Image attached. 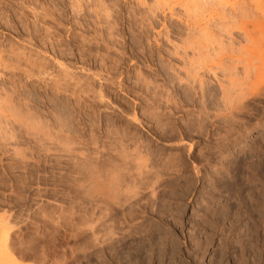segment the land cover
<instances>
[{
    "label": "rangeland",
    "instance_id": "1",
    "mask_svg": "<svg viewBox=\"0 0 264 264\" xmlns=\"http://www.w3.org/2000/svg\"><path fill=\"white\" fill-rule=\"evenodd\" d=\"M73 1L75 0H0L1 112L7 115L6 106L2 103L9 98L16 105L18 104L17 108L22 107L20 109L22 114L29 111L32 117L35 115V117L43 120L44 118L50 119V121L56 118L63 120L65 117L64 122H59L62 125L66 122L64 125L67 126H64V130L71 132L70 137L84 141L83 145L74 146L75 154H84L86 150L91 154L95 152L99 155L106 154L108 145L121 140L128 143L125 145L128 149L131 148L130 151L128 150L131 154L139 148L137 153L141 159L133 162L137 170L132 168L136 174L134 170L131 171L134 173L133 176L138 174L136 181L142 174H145V171H150V168L153 172L157 171L159 166L160 177L164 174L167 180L165 181L163 176L160 178L166 183L160 188L158 184L154 187L156 190L154 191L158 192L154 195V199L160 191L165 189L162 194L160 192L159 196L162 197L165 194L162 198V206L164 205L163 209L167 213L162 209L164 212L161 219L167 224L158 226L156 218V220L153 219L155 223L153 221L150 223L155 226L153 228L155 245L153 244L152 249L154 253L149 254V252L144 257L143 264H231V252L227 251L222 261L219 257L221 253L218 247L220 236L218 231V236L214 235L212 244L206 248L207 252L205 251L204 255L200 256L202 263L198 260L191 262L188 259V255H191L190 251L194 249L193 243L189 240H204V228L208 226L207 232L210 233V223L216 224V222L223 228L225 227L224 229L232 230V236L228 234V239L231 238L229 241L241 236L240 240L244 239V243L252 246V249L248 247L245 252L247 261L250 262L254 258L252 255L259 253L261 260L263 259L261 264H264V10H262L264 0H262L261 9L255 6L256 0H222L221 4L217 0H192L188 6L184 5L185 3L182 2L184 0L163 2L164 4L161 1L159 3L158 0L75 1L78 3H73ZM233 3L237 5L239 3V7ZM243 3L247 9L242 7ZM75 4L80 6L82 11L78 10V12L73 9V7L76 8ZM232 6L235 10L241 8V12H236ZM244 33L248 34L246 37L248 39L245 38ZM247 65L251 68L250 70L245 69ZM221 86L225 88L226 93ZM255 87L257 90L260 89V92L257 91L258 94ZM248 89L251 91L253 89L257 97L255 94H253L254 98L249 97L245 102L247 106L245 105L239 117L234 115L233 120L227 107L224 108L222 95L229 93L231 97H227L231 99L236 97L234 93L237 91L239 95L247 92ZM31 110L35 112H33L34 115ZM150 114L154 115V119L149 116ZM50 116L53 117L50 118ZM227 116L229 120L232 118L230 122ZM156 118L158 120L155 121ZM198 118L200 121H197ZM149 119L152 120L151 123ZM222 119L225 122L228 121L230 126L224 124ZM157 121L161 123H157L158 128L156 127ZM197 122L199 125L201 123V127ZM51 123L50 132L58 130L55 125L53 126L54 120ZM203 124L205 127L202 126ZM14 129L16 140L22 141L19 145L15 144V138L11 139L14 143L10 139L7 142L8 135L6 139L4 136L1 137L2 140L0 139V217H10L11 233L8 243L17 263L87 264L85 260H82L80 251L91 242L92 231L89 230V224L84 223L86 220L82 210L86 209L87 205L90 207V198H87V195L85 197L84 194L92 188L91 185L88 182L86 184L84 177L78 182L82 176L78 178L72 175V177L62 179L57 173L51 175V168H45L44 171L48 174L45 175L46 178L48 177L47 191L37 193L44 185L39 181L37 184L36 176L33 175L32 186L34 188L22 193L24 202L21 197L17 199L14 193V190H19L20 187V184L16 182L17 178L20 177L18 179L23 180L22 178L26 177L27 173L25 172L24 175L21 170H16L14 167L12 150L13 148L25 150L26 146L23 139H20L22 134H19L15 127ZM223 136L228 141L222 140L225 139ZM85 143L87 148L84 146ZM190 144L193 145V150L188 153ZM82 146L86 150L84 147L82 149ZM79 150L81 152L84 150V152L81 153ZM219 150L223 153H219ZM151 152L154 153L151 154ZM133 154L136 157V154ZM149 164H152L151 166L155 169H152ZM8 166L13 167L12 171ZM160 166H163L162 169ZM29 168V171L35 170L31 164ZM11 172L14 174L11 183L13 189L10 188L8 180L13 176ZM53 176H55L54 180ZM72 178L76 179L75 182L71 180ZM182 179L185 181L182 182ZM56 180L64 186L71 184L72 187L69 191L64 192L60 189L59 193H55L56 191L52 190V184ZM81 182L90 187L87 186L89 188L85 189V185ZM75 183L79 185L75 186ZM80 185L84 187L82 190ZM136 186L138 189L136 187L135 189L138 191L133 187L131 191L139 194L141 201L143 200L140 203L149 200L144 196L149 197L153 190L150 188L151 191L149 189L146 191L141 187L140 189L144 192H148L143 195V191L139 189L140 185ZM122 187L119 193L130 190V187H126L127 189ZM110 189L113 191L112 188ZM121 189L126 191H121ZM96 191L98 193L103 190ZM14 194L16 196H13ZM88 195L90 197L93 194L90 191ZM31 199H33L32 202H30ZM17 201L18 204H16ZM206 201L208 203L212 201L209 206L213 208L207 207ZM8 204L9 206H6ZM155 205L160 206L159 203ZM225 206L232 207V214L228 215L226 209L224 210ZM79 208L83 209L79 210ZM67 210L70 215L77 216L68 215ZM206 210L209 211L208 214ZM169 212L173 215H169ZM210 213H217V216H212ZM202 214L206 216L205 218H209L208 220L204 218L208 224H205L206 226L198 218ZM112 215L117 216L120 222L119 213L115 212ZM174 220L178 224H174ZM168 224L170 225L167 226ZM173 225H176L175 228ZM194 225L198 226L196 230ZM167 232L169 236L166 235ZM160 239L162 243L164 242L166 255L158 258L155 254L161 242ZM174 250L178 255L173 252ZM125 252L122 251L123 257L119 260L120 264H138L133 257L125 256ZM75 253H79L78 260L75 259L77 261L73 258ZM171 256H174L173 259ZM97 261L96 258H92L88 264L90 262L91 264H107L104 259L99 260L98 263ZM114 261L116 262L114 264H118V260Z\"/></svg>",
    "mask_w": 264,
    "mask_h": 264
},
{
    "label": "bare ground",
    "instance_id": "2",
    "mask_svg": "<svg viewBox=\"0 0 264 264\" xmlns=\"http://www.w3.org/2000/svg\"><path fill=\"white\" fill-rule=\"evenodd\" d=\"M75 1H78V0H75ZM75 1H73V3L75 2ZM159 1H161V3H163V2H165V3H167V2H172L173 0H158V2ZM178 0H176V2H177ZM190 1H192V0H184V1H182V2H184L185 4V6H188V4H189V2ZM219 1V4H221L220 3V1L222 2V0H217V2ZM242 1V0H241ZM244 1V0H243ZM258 1V2H257ZM82 2V1H81ZM94 2V1H93ZM174 2V1H173ZM194 2V1H193ZM236 2V1H235ZM238 2V1H237ZM253 2V1H252ZM264 2V1H263ZM75 3H78V2H75ZM103 3V2H102ZM101 3V4H102ZM160 3V2H159ZM192 3V2H191ZM231 3V2H230ZM242 3V2H241ZM245 3V2H244ZM244 3L242 4V7L244 6ZM255 6L257 7V9H261V6H262V0H256L255 1ZM164 4V3H163ZM176 4V3H175ZM178 4V3H177ZM234 4V3H233ZM236 4V3H235ZM234 4V5H235ZM247 4V3H246ZM74 5V4H73ZM72 5V6H73ZM76 5V8H74L73 7V9H76L77 11L78 10H80V11H82L78 6H77V4H75ZM81 5V4H80ZM179 5H181V4H179ZM237 5V4H236ZM241 5V4H240ZM82 6V5H81ZM102 7H103V4L101 5ZM172 6V5H171ZM78 7V8H77ZM173 7V6H172ZM182 7V6H181ZM233 7V6H232ZM231 7V8H232ZM237 7H239V3H238V5H237ZM263 7H264V5H263ZM82 8V7H81ZM98 8V7H97ZM190 8V7H189ZM194 8H196L195 7V5H194ZM244 8L245 9H247V7H245L244 6ZM104 9V8H103ZM193 9V8H192ZM233 9H234V7H233ZM238 10H235L236 12L238 11V13L239 12H241V8H237ZM108 10V9H107ZM106 10V11H107ZM194 10H196V9H194ZM262 10H264V9H262ZM105 11V10H104ZM234 11V12H235ZM243 11H244V9H243ZM242 11V12H243ZM246 11V10H245ZM79 12V11H78ZM103 12V11H102ZM233 12V13H234ZM235 12V13H236ZM75 13V12H74ZM105 13V12H104ZM246 13V12H245ZM245 13H243V14H245ZM240 14H242V13H240ZM242 14V15H243ZM248 14H249V12H248ZM238 15V14H237ZM243 17V16H242ZM206 26V25H205ZM209 29V28H208ZM246 32V31H245ZM204 33V32H203ZM205 35H206V33H204ZM245 34V33H244ZM204 35V36H205ZM246 36H245V38L246 37H248V34H245ZM246 39H248V38H246ZM84 52V51H83ZM249 56V55H248ZM250 57H252V56H250ZM253 59V58H252ZM264 59V58H263ZM255 61H256V59H255ZM258 61V60H257ZM198 62V61H197ZM259 62V61H258ZM190 63V62H189ZM193 63V62H192ZM192 63H191V65H192ZM195 63V62H194ZM244 63V62H243ZM247 63H250V62H248L247 61ZM252 63V62H251ZM200 64V63H199ZM191 65H189V66H191ZM193 66H195V65H193ZM245 66V65H244ZM192 67V66H191ZM190 67V68H191ZM217 67H219V66H217ZM253 67V66H252ZM246 68H249V66L247 65L246 67H245V69ZM193 69H195V68H193ZM198 69V68H197ZM218 70H220V68H217ZM251 68H249V70H250ZM228 70V69H227ZM247 70V69H246ZM220 71H223V70H220ZM247 72V71H246ZM249 73V72H248ZM228 74V73H227ZM229 76V75H228ZM216 77V76H215ZM223 77V76H222ZM245 78V77H244ZM224 81V80H223ZM218 82V81H217ZM225 85V84H224ZM233 85V84H232ZM200 86V85H199ZM229 86H230V84H229ZM222 87V86H221ZM237 87V86H236ZM254 87V86H253ZM252 87V88H253ZM227 88V87H226ZM232 88V87H231ZM231 88H229V89H231ZM223 91H224V93H226V91H225V88H221ZM236 89V88H235ZM239 88H237L236 90H238ZM243 89V88H242ZM251 89V88H250ZM250 89H248V90H250ZM254 89H256V87L254 88ZM235 90V91H236ZM247 90V92H242V90L240 91V92H242V93H238L239 95H237V92L236 93H234L235 95L234 96H236V97H234V98H229V97H231V95L229 96V93H227V94H224L223 93V95H222V98H223V100H224V104H225V107L224 108H226V109H228L229 110V112L228 113H230V115H231V117L233 118V116L234 115H239V114H241V112H242V110L244 109V107H245V105H246V103L245 102H247V99L249 98V97H253L254 95L253 94H255V91L257 92L258 90H259V92H260V89H256L255 91H253V89H252V91L250 90V92ZM222 91V92H223ZM244 91V90H243ZM230 92V91H229ZM9 94V93H8ZM230 94H232V93H230ZM257 94H258V92H257ZM257 94H255V96L257 97ZM7 95V94H6ZM202 95V94H201ZM206 95V94H205ZM260 95V94H259ZM264 95V94H263ZM20 96V95H19ZM227 96H229V97H227ZM9 97V96H8ZM18 97V96H17ZM204 97V96H203ZM208 97V96H207ZM252 97L250 98V99H252ZM6 98H7V96H6ZM5 98V99H6ZM221 98V99H222ZM254 98V97H253ZM23 99V98H22ZM214 99V98H213ZM7 100H10L9 98H7ZM6 100V101H7ZM17 100H20V99H17ZM27 100V99H26ZM6 101H4V102H6ZM21 101V100H20ZM24 101V100H23ZM3 102V103H4ZM19 102V101H18ZM223 102V101H222ZM249 102H250V100H249ZM2 103V105H5L6 107H5V111H6V114L7 115H5V113L4 112H1V110H0V112L1 113H3L2 115H1V113H0V139H1V137L2 136H4V138L8 135L9 136V138H8V140H7V142H9L11 139H13L14 140V138H15V144L16 145H19L21 142H19L18 140H16V137H15V135H14V133L16 132H14V127L16 128V130L19 132V134H22V135H20L22 138H20V139H23V142L25 143V146H26V149L25 150H19V149H17V148H13L14 150H12L13 151V161H14V167L16 168V170L17 169H19V170H21L23 173H24V175H25V172L27 173L26 174V177H24V178H22L23 180H21V179H18V178H20V177H18L17 178V181H16V178H14V180L18 183V184H20V187H19V190H14V193L17 195V199L19 198L20 199V197L22 198V201H23V198L24 197H22L23 195H22V193H25V192H29V191H25V190H29V189H31L33 186H32V183H33V181H32V176L33 175H35L36 177V182H37V184H38V181L39 182H42L41 184L42 185H44L43 187H41L42 189L40 190V191H37V193L38 192H41V191H44L43 193H45V191H47L46 190V186H47V184L46 183H48L47 182V179H48V177L46 178L45 177V175L47 174V172H45L44 170H45V168H51V175L53 174V173H57L58 174V176H59V178H67L68 176H71L72 177V175H75V176H82L81 178H77L78 179V182H79V180L80 179H82L83 177V179H84V181L86 182V184H87V182L89 183V185H91V189H88L87 191H86V194H84V196L85 195H87V196H85V197H87V198H90V202L88 201V200H85V201H88L89 202V205H90V207L89 208H87V206H86V209H84V210H82L83 208H79V210H82L83 211V213H84V217H85V220H86V222H84L85 224H89V226L88 227H90L89 228V230H91L92 231V238H91V236H90V239H92L91 240V242L90 243H88L89 245L88 246H84L83 247V249L80 251V254L82 255V260L84 261H86V263L88 264V262L89 261H91L92 260V258H96L98 261H97V263L98 262H100L99 260H105L106 262H107V264H114V260H118V264H120V262H119V260H120V258L121 257H123V253H122V251H126L125 253V256L127 255V257L128 258H134L135 259V261L137 260V263L138 264H143V262H144V257L149 253V254H153L154 252V250H152L153 249V242H154V239H153V236H154V231H153V228L155 227V226H153V224L151 225L150 223L153 221L154 222V220H156L157 219V225L158 226H166V224H167V222H166V224L164 223L165 221H162V219L161 218H163L162 217V215H163V212L165 211L164 209H163V206H162V201H163V197L165 196V194H164V196H159V194H160V192H159V194L155 197V199H154V195L155 194H157L155 191V186L157 185L158 186V188H160L162 185H165V181L167 180V179H165L164 178V174L161 176L162 178H164L165 179V181H164V179H163V181L160 179L161 177H160V175H159V166H158V169H157V171L156 170H154V172L151 170V168L149 169V168H147V169H149L150 171H145V174L143 175L142 174V176L136 181V178H138L137 176H138V174H137V176L136 175H134L133 176V174L135 173V170L134 169H136L137 170V166H133V162L135 163L136 161H138V159H141V157H139V155H138V153H137V149H139V148H135L136 150H135V152L133 151H131L132 152V154L131 153H129L128 152V150L130 149L131 150V148L129 147V149L126 147V145L125 144H128L127 142H123L122 140L121 141H114L115 143H113L112 145H108V150H107V153L105 154V156H104V154H100L99 155V153L97 154L96 152L94 153V154H91V153H89L87 150H86V148H87V142L85 143V145L84 146H86V148L84 147V146H82V149H83V147H84V150H86L89 154H87V152L85 151V153L87 154V155H84V154H75L76 153V149L74 148V146H80V145H83V143H84V141L83 140H78V139H76L75 137H73L72 138V136L70 137V135H69V133H71V132H67V131H65L64 130V126H67V125H64V124H66V122L62 125V124H60L61 122L60 121H62V122H64L65 120V117L63 118V120H58L59 118H56V117H54V118H56V119H53L54 120V124H53V126L55 125V127H57L58 128V130H56V131H52V132H50L51 130L50 129H52V121H50V119H46V118H44L45 120H43V119H40L39 117H35V115L33 114V112L34 111H32L31 110V112H32V114L34 115V117H32V115H31V113H28L29 111H26L25 112V114L23 113L22 114V112H21V110L20 109H22V107L19 109V108H17L16 106L18 105H16L13 101H7L5 104H3ZM23 103V102H22ZM215 103V102H214ZM251 103V102H250ZM49 104V103H48ZM53 104V103H52ZM204 104V103H203ZM248 104V103H247ZM19 105H20V103H19ZM24 105V104H23ZM218 105V104H217ZM216 105V106H217ZM26 106V105H25ZM206 106H208V104L206 105ZM247 106V105H246ZM24 107V106H23ZM46 107V106H45ZM221 107V106H220ZM25 108V107H24ZM27 108V107H26ZM248 108H249V106H248ZM248 108H247V110H248ZM29 109V108H28ZM51 109V108H50ZM54 110H55V108H54ZM227 110V111H228ZM25 111V110H24ZM23 111V112H24ZM204 111V110H203ZM226 111V110H225ZM46 112V111H45ZM244 112V111H243ZM27 113V114H26ZM35 113V112H34ZM39 113V112H38ZM50 113V112H49ZM222 113V112H221ZM42 114H43V111H42ZM41 114V115H42ZM51 114V113H50ZM187 114V113H186ZM217 114V113H216ZM243 115L245 114V113H242ZM40 115V116H41ZM53 115V114H52ZM59 115V114H58ZM148 115V114H147ZM156 115V114H155ZM228 116H230L229 114H227ZM242 115V116H243ZM45 116V115H44ZM53 116H55V114L53 115ZM52 116V117H53ZM149 116H152L151 114L149 115ZM148 116V117H149ZM160 116V115H159ZM158 116V117H159ZM197 116V115H196ZM226 117V118H228V121L230 122V120L232 119H230L229 120V117ZM51 116H50V118H52ZM154 117V115L151 117L152 119H154L153 118ZM199 117V116H198ZM239 117V116H238ZM47 118H49V116L47 117ZM133 118H135L134 116H133ZM195 118H197V117H195ZM204 118V117H203ZM221 118H223V117H221ZM225 118V117H224ZM223 118V119H224ZM225 118V119H226ZM160 119V118H159ZM188 119H189V117H188ZM206 119V118H205ZM222 119V120H223ZM224 119V120H225ZM235 119V117L233 118V120ZM156 120H158L157 118L155 119V121ZM168 120V119H167ZM223 120V121H224ZM227 120V119H226ZM149 121H150V119H149ZM152 121V120H151ZM151 121H150V123H151ZM161 121V120H160ZM171 121V120H170ZM197 121H200L199 120V118H198V120ZM213 121V120H212ZM228 121H224L225 123L224 124H228L229 125V123H227ZM241 121V120H240ZM55 122H56V124H55ZM60 122V123H59ZM208 122V121H207ZM210 122V121H209ZM233 122V121H232ZM239 122V121H238ZM157 123L158 124H161V123H159V121H157L156 122V125H157ZM169 123H171V122H169ZM234 123V122H233ZM51 124V125H50ZM173 124V123H172ZM197 124H198V122H197ZM220 124V123H219ZM231 124V123H230ZM69 125V124H68ZM199 125V124H198ZM217 125V124H216ZM231 125H233V124H231ZM234 125H235V123H234ZM234 125H233V127H234ZM237 125V124H236ZM240 125V124H239ZM155 126V125H154ZM200 127H201V123H200V125H199ZM198 126V127H199ZM202 126H204V124L202 125ZM224 126V125H223ZM227 128H228V126L227 125H225ZM230 126V125H229ZM238 126V125H237ZM55 127H53V128H55ZM157 128H158V125L156 126ZM164 127H166V125L164 124ZM205 127V126H204ZM160 128V127H159ZM203 128V127H202ZM217 128V127H216ZM226 128V129H227ZM231 128V127H230ZM229 128V129H230ZM238 128V127H237ZM65 129H67V128H65ZM76 129V128H75ZM78 129V128H77ZM200 129V128H199ZM225 129V131L226 132H228L227 130ZM232 129V128H231ZM54 130V129H53ZM69 130V129H68ZM121 130V129H120ZM162 130H163V128H162ZM166 130V129H165ZM217 130H219V129H217ZM223 130V129H222ZM70 131H73V130H70ZM135 131V130H134ZM158 131V130H157ZM169 131V130H168ZM225 131H223V132H225ZM233 131V130H232ZM231 131V132H232ZM235 131V130H234ZM77 132V131H76ZM90 132V131H89ZM122 132H123V130H122ZM166 132V131H165ZM200 132V131H199ZM207 132V131H206ZM222 132V131H221ZM231 132H229L230 134H232ZM244 132H245V130H244ZM75 133V132H74ZM95 133V132H94ZM98 133V132H97ZM110 133V132H109ZM114 133V132H113ZM126 133V132H125ZM130 133V132H129ZM154 133H155V131H154ZM167 133V132H166ZM170 133V132H169ZM204 133V132H203ZM216 133V132H215ZM220 133V132H219ZM228 133V134H229ZM236 133V132H235ZM91 134V133H90ZM111 134V133H110ZM116 134V133H115ZM115 134H113V135H115ZM127 134V133H126ZM227 134V135H228ZM76 135V134H75ZM92 135V134H91ZM94 135V134H93ZM112 135V136H113ZM161 135V134H160ZM198 135V134H197ZM235 135V134H234ZM241 135V134H240ZM244 135V134H243ZM74 136V135H73ZM78 136V135H77ZM119 136H120V133H119ZM125 135H123V137H124ZM127 136V135H126ZM162 136V135H161ZM167 136H168V134H167ZM210 136H211V134H210ZM230 137H231V135H229ZM236 136V135H235ZM129 137V136H128ZM224 137V136H223ZM239 137V136H238ZM3 138V137H2ZM75 138V139H74ZM87 138V137H86ZM105 138V137H104ZM119 138V137H118ZM126 138V137H125ZM132 138V137H131ZM166 138H168V137H166ZM202 138H204V137H202ZM222 138V137H221ZM225 139H222V140H226V137H224ZM6 139V138H5ZM10 139V140H9ZM79 139H80V137H79ZM88 139V138H87ZM95 139V138H94ZM122 139H124V138H122ZM128 139V138H127ZM133 139V138H132ZM139 139V138H138ZM188 139V138H187ZM191 139V138H190ZM231 139V138H230ZM233 139H235V137L233 138ZM2 140V139H1ZM4 140V139H3ZM13 140H11L12 141V143H14L13 142ZM91 140H92V138H91ZM114 140V139H113ZM129 140V139H128ZM137 140V139H136ZM142 140V139H141ZM210 140V139H209ZM6 141V140H5ZM93 141V140H92ZM95 141V140H94ZM96 141H97V139H96ZM95 141V142H96ZM103 141V140H102ZM139 141V140H138ZM226 141H228V139L226 140ZM226 141H225V143H226ZM231 141H232V139H231ZM236 141V140H235ZM88 142H89V140H88ZM111 142H112V140H111ZM190 142V141H189ZM239 142V141H238ZM11 143V142H10ZM23 143V144H24ZM94 143V142H93ZM100 142H98V144H99ZM107 143V142H106ZM105 143V144H106ZM143 143V142H142ZM22 144V145H23ZM92 144V143H91ZM95 144V143H94ZM101 144H103V143H101ZM145 144H147V143H145ZM227 144V146H228V143H226ZM241 144H242V142H241ZM15 145V146H16ZM96 145V144H95ZM95 145H94V147H95ZM133 145V144H132ZM143 145V144H142ZM179 145H181V144H179ZM220 145V144H219ZM233 145V144H232ZM91 146V145H90ZM146 146H148V145H146ZM224 146V145H223ZM226 146V145H225ZM235 146V145H234ZM237 146V145H236ZM18 148H20L19 146H17ZM240 147V146H239ZM24 148V147H23ZM104 148H105V150H106V147L104 146ZM148 148V147H147ZM225 148H227V147H225ZM235 148V147H234ZM233 148V149H234ZM241 148V147H240ZM16 149V150H15ZM81 149V148H80ZM142 149H143V147H142ZM150 149V148H149ZM213 149V148H212ZM215 149V148H214ZM219 149H220V147H219ZM230 149H232V148H230ZM84 150L82 151V152H84ZM89 150V149H88ZM129 150V151H130ZM146 150H148V149H146ZM192 150H193V145L192 144H190V146L188 147V153H191L192 152ZM215 150H217V148L215 149ZM222 150H223V148H222ZM80 152H81V150H79ZM204 151V150H203ZM218 151V150H217ZM220 152L219 153H223L221 150H219ZM81 152V153H82ZM98 152V151H97ZM100 152V151H99ZM145 152H147V151H145ZM210 152V151H209ZM133 153H135L136 154V157H134V154ZM154 153V152H153ZM152 152H151V154H153ZM204 153V152H203ZM226 153V152H225ZM161 155V154H160ZM208 155V154H207ZM11 156V155H10ZM151 156V155H150ZM211 156V155H210ZM148 157V156H147ZM181 157H182V155H181ZM207 157V156H206ZM150 158V157H149ZM148 158V159H149ZM152 159V158H151ZM154 159V158H153ZM11 160V159H10ZM178 160H180V159H178ZM10 162V161H9ZM149 162V161H148ZM177 162V161H176ZM179 162V161H178ZM138 163H140V162H138ZM150 163V162H149ZM156 163V162H155ZM155 163H153V165L155 164ZM166 163V162H165ZM164 163V164H165ZM168 163H170V162H168ZM175 163V162H174ZM181 163V162H180ZM179 163V164H180ZM13 164V163H12ZM33 165L34 167H35V170L34 171H29V165ZM148 164V163H147ZM62 165H64V166H62ZM140 165V164H139ZM146 165V164H145ZM150 165V164H149ZM148 165V166H149ZM152 165V164H151ZM150 165V167H152V169H155V167H157L156 166V164L154 165L155 167L153 168V166H151ZM170 165V164H169ZM176 165H177V163H176ZM131 166H133V167H131ZM148 166H146V167H148ZM174 166V165H173ZM180 166V165H179ZM9 167V166H8ZM70 167V168H69ZM139 167V166H138ZM161 167H163V166H160V168ZM166 167V166H165ZM177 167V166H176ZM9 168H11V171H12V168L13 167H9ZM9 168H7V169H9ZM132 168H134V169H132ZM32 170H33V168H31ZM70 169V170H69ZM162 169V168H161ZM172 169V168H171ZM178 169V168H177ZM180 169V168H179ZM183 169V168H182ZM5 170V169H4ZM132 170H134V173L133 172H131ZM144 170H146V168H144ZM7 171V170H6ZM163 171V170H162ZM161 171V172H162ZM9 172H10V170H9ZM15 172V171H14ZM30 172H31V175H29L30 174ZM137 172V171H136ZM168 172V171H167ZM166 172V173H167ZM12 173V177H10L9 179L6 177V179H8L9 180V184H10V188H12V186H11V183H12V178L14 177V174H13V172H11ZM19 173V172H18ZM165 173V174H166ZM176 173V172H175ZM6 174V173H5ZM10 174V173H9ZM136 174V173H135ZM171 174V173H170ZM29 175V176H28ZM41 175V176H40ZM43 175V176H42ZM48 175V174H47ZM20 176V175H19ZM75 176H73L74 178H75ZM169 176V175H168ZM180 176H182V175H180ZM22 177V176H21ZM54 177L55 176H53V180H54ZM179 177V176H178ZM178 177H176V178H178ZM183 177V176H182ZM182 177H180V179L182 178ZM185 177V176H184ZM51 178V177H50ZM58 178V179H59ZM74 178H72L71 180H74ZM82 179V180H83ZM101 179H103V180H101ZM172 179V178H171ZM65 180V179H64ZM76 180V179H75ZM75 180H74V182H75ZM183 180V179H182ZM4 181V180H3ZM6 181V180H5ZM58 180H56V182H57ZM60 181V180H59ZM101 181V182H100ZM174 181V180H173ZM180 181V180H179ZM185 180H183L182 182H184ZM54 182L53 181V184H52V190L53 191H56L55 193H59L58 191H60V189H62V190H64V192H65V190H67V191H69V188L70 187H72V185L70 184V185H62L61 183H59V182ZM162 182V183H161ZM50 183V182H49ZM81 183H83V182H81ZM161 183V184H160ZM170 183H171V180H170ZM7 184V183H6ZM40 184V183H39ZM84 185H85V183H83ZM159 184H160V186H159ZM168 184H169V182H168ZM185 184H187L186 182H185ZM2 185V184H1ZM41 185V186H42ZM79 184H77V183H75V186H78ZM89 185H87V186H89ZM132 185H134L136 188H137V186L136 185H140V187H139V189L142 187V189L143 190H150L151 191V189L153 190V191H149L150 192V194L151 195H149V197H147V196H144V197H146V198H149V200H146L145 201V199H144V201L145 202H143L142 204L140 203V202H142L141 201V198L139 197V194L136 192H133V191H131V190H137V189H135V187H133ZM169 185H171V184H169ZM168 185V186H169ZM181 185V184H180ZM179 185V187H180V189H182V187L181 186H185V185H181L180 186ZM6 186V185H5ZM4 186V187H5ZM15 186V185H14ZM34 186H36V184L34 185ZM39 185H37V187H38ZM50 186V185H49ZM82 188H81V190L85 187V189H87V188H89V187H87L86 185L83 187V185H80ZM122 186H124V189H127L126 187H130V190H128V192H121V191H126V190H122L123 189V187ZM177 186H178V184H177ZM176 186V188H178ZM187 186V185H186ZM185 186V187H186ZM112 188L113 189V191H111V189L109 190V188ZM122 187V189H121V193H119V190H120V188ZM131 187H133V189L131 188ZM166 187H167V184H166ZM6 188V187H5ZM34 188V187H33ZM76 188V187H75ZM79 189H80V187H78ZM151 188V189H150ZM164 188H165V186H164ZM170 188V187H169ZM169 188H166V189H168L169 190ZM172 188H173V185H172ZM171 188V189H172ZM13 189V188H12ZM39 189V188H38ZM57 189V190H56ZM84 189V190H85ZM99 189V191H101V190H103V191H101V192H98L97 193V191L96 190H98ZM105 189V190H104ZM106 189H108V190H106ZM129 189V188H128ZM142 189H140V190H142ZM156 189H157V187H156ZM162 189H163V187H162ZM37 190V189H36ZM76 190V189H75ZM80 190V191H81ZM84 190H83V192H84ZM142 190V191H143ZM155 190V191H154ZM161 190V189H160ZM168 190H167V192H168ZM178 190H179V188H178ZM177 190V191H178ZM11 191H13V190H11ZM19 191V192H18ZM90 191L92 192V194L93 195H91L90 197H89V193H90ZM138 191V190H137ZM141 191V192H142ZM145 191V192H146ZM164 191H165V189H164ZM164 191H162L161 192V194L164 192ZM34 192V191H33ZM145 192L143 191V195L145 194ZM155 192V193H154ZM179 192V191H178ZM13 193V192H12ZM35 193V192H34ZM47 193V192H46ZM75 193H77V192H75ZM74 193V194H75ZM81 193V192H80ZM166 193V192H165ZM182 193V192H181ZM10 194H11V192H10ZM13 195V196H16V195ZM39 194V193H38ZM95 194V195H94ZM146 194H148V192H146ZM145 194V195H146ZM12 195V194H11ZM31 195V194H30ZM37 195V194H36ZM61 195V194H60ZM80 196L82 195V193L81 194H79ZM141 195H142V193H141ZM25 196V195H24ZM39 196V195H38ZM56 196H58V195H56ZM55 196V197H56ZM151 196V197H150ZM159 196V197H158ZM211 196V195H210ZM213 196V195H212ZM35 197V196H34ZM37 197V196H36ZM54 197V198H55ZM76 197H77V195H76ZM158 197V198H157ZM214 197V196H213ZM33 198V197H32ZM57 198V197H56ZM73 198V197H72ZM79 198V197H78ZM82 198H83V196H82ZM87 198H85V199H87ZM143 198V197H142ZM166 198V197H165ZM207 198H209V197H207ZM223 198V197H222ZM16 199V200H17ZM30 199V198H29ZM37 199H38V197H37ZM40 199V198H39ZM70 199V198H69ZM77 199V198H76ZM75 199V200H76ZM154 199V200H153ZM42 200V199H41ZM44 200V199H43ZM52 200V199H51ZM54 200V199H53ZM72 200V199H71ZM83 200V199H82ZM209 200H210V198H209ZM208 200V201H209ZM211 200H213V198L211 199ZM19 201H21V200H19ZM25 201H26V198H25ZM33 201V199H31V201L30 202H32ZM55 201V200H54ZM67 201V200H66ZM76 201H79V200H76ZM75 201V202H76ZM157 201V202H156ZM165 201H167V200H165ZM205 201V200H204ZM208 201H206V205H207V207H211V208H213L212 206H209V204L212 202V201H210V203H208ZM215 201V200H214ZM24 202V201H23ZM35 202V201H34ZM33 202V203H34ZM74 202V201H73ZM80 202V201H79ZM83 202H84V200H83ZM14 203V202H13ZM33 203H31V204H33ZM37 203V202H36ZM69 203V202H68ZM85 203V202H84ZM157 203H159L160 204V206L158 207L157 205H155V204H157ZM167 203V202H166ZM216 203V202H215ZM16 204H18V201H17V203ZM20 204V203H19ZM23 204V203H22ZM78 204V203H77ZM81 204V203H80ZM24 205H26L25 203H24ZM28 205V204H27ZM37 205V204H36ZM47 205H49V204H47ZM62 205H64V204H62ZM71 205V204H70ZM79 205V204H78ZM77 205V206H78ZM206 205H205V207H206ZM213 205V204H212ZM225 204H223V206H224ZM228 205V204H227ZM6 206H9V204L8 205H6ZM72 206V205H71ZM82 206H83V204H82ZM85 206V205H84ZM155 206H157V208L155 207ZM28 207H30V205L28 206ZM79 207V206H78ZM80 207H81V205H80ZM150 207H152V208H150ZM11 208V207H10ZM69 208H70V206H69ZM85 208V207H84ZM164 208H166V207H164ZM228 208V209H227ZM232 208V207H231ZM231 208H230V206L229 207H227V206H225V208H224V210L228 213V215H230V214H232V210H231ZM38 209V208H37ZM62 209V208H61ZM67 208H65V210H66ZM73 209V208H72ZM77 209V208H76ZM75 209V210H76ZM162 209L164 210V211H162ZM9 210V209H8ZM11 210V209H10ZM38 210H40V209H38ZM42 210V209H41ZM64 210V209H63ZM166 210H168V209H166ZM212 210V209H211ZM210 210V211H211ZM45 211V210H44ZM62 211V210H61ZM69 211H70V209H69ZM116 212V214L117 213H119L120 215L119 216H121V218H120V222H118V220L119 219H117L116 217H114L113 215H112V213H115ZM171 211V210H170ZM215 211V210H214ZM224 211V212H225ZM67 212H68V210H67ZM73 212V211H72ZM75 212V211H74ZM77 212H78V210H77ZM112 212V213H111ZM166 212V211H165ZM206 212H207V210H206ZM209 212V211H208ZM208 212H207V214H208ZM7 213V212H6ZM38 213V212H37ZM167 213V212H166ZM200 213V212H199ZM42 214H43V212H42ZM63 214H64V212H63ZM65 214H66V212H65ZM81 214V213H80ZM171 214V216L173 215V213L171 212H169V215ZM204 214V213H203ZM199 215V217L198 218H200L199 220H201L200 222H202V224L204 223V226H206V225H208V224H206L207 223V221L205 220V219H207V218H205L206 216L205 215ZM206 214V215H207ZM210 214H212V213H210ZM222 214V213H221ZM238 214V213H237ZM6 215V214H5ZM10 215V214H9ZM68 215H70V213L68 212ZM73 215V214H72ZM72 215H70V216H72ZM196 215H197V213H196ZM224 215V214H223ZM222 215V216H223ZM31 216V215H30ZM64 216V215H63ZM62 216V217H63ZM74 216H77V215H74ZM74 216H72V217H74ZM83 216V215H82ZM170 216V217H171ZM194 216H195V214H194ZM208 216V215H207ZM212 216H217V213H214V214H212ZM14 217V216H13ZM32 217H33V215H32ZM49 217V216H48ZM48 217H47V220H48ZM80 217V216H79ZM174 217H175V215H174ZM174 217H172V218H174ZM235 217H236V215H235ZM240 217V216H239ZM239 217H237V218H239ZM9 216H1L0 217V264H18L17 263V261H16V258L14 257V255H13V253H12V251H11V246H9V237H10V233H11V227H10V222H9ZM45 218V217H44ZM55 218V217H54ZM65 218H66V216H65ZM65 218H64V220H65ZM78 218V217H77ZM156 218V219H155ZM196 218H197V216H196ZM197 218V219H198ZM205 218V219H204ZM51 219V218H50ZM59 219V218H58ZM68 219V218H67ZM70 219V218H69ZM75 219H76V217H75ZM154 219V220H153ZM176 219V218H175ZM209 219V218H208ZM207 219V220H208ZM211 219V218H210ZM216 219H217V217H216ZM220 219V218H219ZM14 220V219H13ZM35 220V219H34ZM61 220V219H60ZM81 220H83V218L81 219ZM178 220V219H177ZM70 221V220H69ZM176 220H174V224H178V223H176L175 222ZM210 221H212V219L210 220ZM217 221H220V220H217ZM48 222V221H47ZM80 222V221H79ZM81 222H83V221H81ZM178 222V221H177ZM216 222V221H215ZM30 223V222H29ZM66 223V222H65ZM73 223V222H72ZM76 223H78V222H76ZM83 223V224H84ZM155 223V222H154ZM169 223V222H168ZM173 223V222H172ZM212 223H214V222H212ZM218 222H216V224L214 223V224H211L210 223V228H211V230H209L210 231V233H208L207 231V227L208 226H206L205 228H204V230L205 231H203L202 229H200V230H202L203 231V234H204V240H200V241H195L194 239H190L189 241H191L192 243H193V247H194V249L193 250H191L190 252L191 253H189V254H191V255H188V259L191 261V262H193V261H195V260H198V261H200V256L201 255H204V252L207 250L206 248L210 245V244H212V241H213V238H214V235H217V231L218 232H220V236H219V245H218V247H219V249H220V253H221V255L219 256V257H221V261H222V259H223V257L224 256H226V252L228 251V252H231V264H261V261L263 260H261V258H260V255H259V253H258V255H256V253L254 254V255H252V257H254V258H252L251 260H253V261H251L250 260V262L249 261H247V257L245 256V252H246V250L248 249V247H250L249 246V244L248 243H244V239H241L240 240V238H241V236H240V238H237V239H235L234 237V240L232 239L231 241H229V239H231V238H229L228 239V234H231V236H232V233H231V231L232 230H227V229H224L223 228V226L222 225H220V224H217ZM27 224V223H26ZM45 224V223H44ZM47 224V223H46ZM49 224V223H48ZM70 224V223H69ZM87 224V225H88ZM201 224V226H203ZM206 224V225H205ZM221 224H223V223H221ZM67 225H68V223H67ZM73 225V224H72ZM80 225V224H79ZM170 224H168L167 226H169ZM180 225V224H179ZM178 225V226H179ZM248 225V224H247ZM46 226V225H45ZM62 226V225H61ZM73 226H75V225H73ZM76 226H78V225H76ZM82 226V225H81ZM84 226V225H83ZM172 226V225H171ZM175 226L176 225H173V227L175 228ZM195 226V225H194ZM240 226V225H239ZM63 227V226H62ZM62 227H60V228H62ZM70 227V226H69ZM72 227V226H71ZM86 227V226H85ZM172 227V228H173ZM196 227H198V226H195V230H196ZM241 227V226H240ZM58 228V227H57ZM74 228V227H73ZM75 228H77V227H75ZM165 228V227H164ZM171 228V227H170ZM171 228V229H172ZM173 228V229H174ZM194 228V227H193ZM246 228V227H245ZM244 228V229H245ZM63 229V228H62ZM86 229V228H85ZM85 229L83 230V231H85ZM231 229V228H230ZM247 229H248V227H247ZM78 230H80L79 228H78ZM167 230V229H166ZM191 230H193V229H191ZM249 230V229H248ZM81 231V230H80ZM87 231V230H86ZM90 231V232H91ZM172 231V230H171ZM194 231V230H193ZM198 231V230H197ZM60 232V231H59ZM65 232H67L66 230H65ZM75 232V231H74ZM88 232V231H87ZM175 232V231H174ZM205 232V233H204ZM15 233V232H14ZM84 233H86V232H84ZM90 234V235H91ZM156 234V233H155ZM162 234V233H161ZM169 234V232H167L166 233V235H168ZM202 234V235H203ZM219 234V233H218ZM236 234V233H235ZM77 235H79V234H77ZM196 235V234H195ZM194 235V236H195ZM237 235H238V233H237ZM160 236V235H159ZM165 236V235H164ZM169 236V235H168ZM167 236V237H168ZM218 236V235H217ZM14 237V236H13ZM76 237V236H75ZM161 237V236H160ZM166 237V238H167ZM196 237V236H195ZM158 238V237H157ZM156 238V239H157ZM172 238H173V236H172ZM89 239V238H88ZM156 239H155V241H156ZM11 240V239H10ZM159 240V239H158ZM166 240V239H165ZM86 241V240H85ZM88 241V240H87ZM160 244H159V246H158V250H157V252H156V254H155V256H157L158 258H161V257H165V255H166V249H165V247H164V242L162 243V240L160 239ZM164 241V240H163ZM218 241V240H217ZM11 242V241H10ZM157 242V241H156ZM159 243V242H158ZM83 244V243H82ZM87 245V244H86ZM155 245V244H154ZM158 245V244H157ZM176 245H178V244H176ZM35 247V246H34ZM155 247V246H154ZM252 247V246H251ZM250 247V248H251ZM76 248V247H75ZM74 248V249H75ZM79 248V247H78ZM34 249V248H33ZM42 249V248H41ZM53 249V248H52ZM252 249V248H251ZM75 250H77V249H75ZM78 251V252H79ZM36 252V251H35ZM43 252H44V250H43ZM73 252V251H72ZM76 252V251H75ZM152 252V253H151ZM173 252H175V250L173 251ZM173 252H171V253H173ZM207 252V251H206ZM39 253V252H38ZM113 253V254H112ZM216 253V252H215ZM219 253V254H220ZM42 254V253H41ZM168 254V253H167ZM174 254V253H173ZM175 254H176V252H175ZM230 254V253H229ZM44 255V254H43ZM48 255V254H47ZM47 255H45V256H47ZM71 255V254H70ZM172 255V254H171ZM176 255H178V254H176ZM228 255V254H227ZM256 255V256H255ZM79 256V253H75V257H73L74 258V260L75 259H77V258H79L78 257ZM216 256V255H215ZM172 257V256H171ZM174 257V256H173ZM173 257H172V259H173ZM49 258V257H48ZM70 258V257H69ZM81 258V257H80ZM147 258V257H146ZM44 259V258H43ZM61 259V258H60ZM64 259V258H63ZM63 259H62V262H64L63 261ZM68 259V258H67ZM67 259H66V261H67ZM169 259H170V257H169ZM18 260V259H17ZM78 260V259H77ZM77 260H75V261H77ZM122 260V259H121ZM129 260V259H128ZM162 260H163V258H162ZM229 260V259H228ZM249 260V259H248ZM58 262H60L59 260H57ZM72 261V260H71ZM104 261V262H105ZM170 261V260H169ZM54 262V261H53ZM127 262V261H126ZM201 263H202V260L200 261ZM56 263V262H55ZM54 263V264H55ZM70 263V262H69ZM69 263H67V264H69ZM72 263H74V262H72ZM76 263H78V262H76ZM93 263V262H92ZM116 263V262H115ZM147 263V262H146ZM196 263H197V261H196ZM63 264H65V263H63ZM71 264V263H70ZM81 264V263H80ZM90 264H91V262H90ZM100 264H102V263H100ZM172 264V263H171ZM197 264H199V263H197Z\"/></svg>",
    "mask_w": 264,
    "mask_h": 264
}]
</instances>
